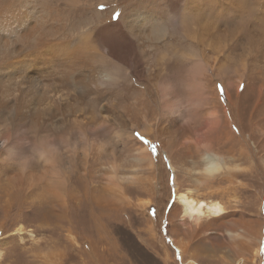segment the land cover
Instances as JSON below:
<instances>
[{"label":"rangeland","instance_id":"1","mask_svg":"<svg viewBox=\"0 0 264 264\" xmlns=\"http://www.w3.org/2000/svg\"><path fill=\"white\" fill-rule=\"evenodd\" d=\"M46 4L66 36L75 38L87 29L100 32L97 45L108 51V59L88 65L101 81L99 92L85 94L69 122L27 126L17 120L7 126L0 115L2 135L11 133L15 145L5 154L0 146V264H238L241 257L246 264H264V59L250 50L252 44L261 47L264 35L259 2ZM202 27L208 35L204 44L194 39ZM194 59L210 67L196 73ZM194 78L204 95L195 110L190 91ZM187 124L194 133L185 132L181 139ZM227 133L231 138L226 139ZM197 136L233 156L241 168L206 179L200 172ZM40 139L54 147L55 172L68 190L66 210L42 192L49 177H40L33 187L13 185L19 160H28L27 173H45L46 164L34 151ZM113 184L121 188L125 203L107 194ZM188 188L221 200L227 213L193 229L177 196ZM94 193L107 197L106 208L93 201ZM227 228L245 230V236L231 238ZM239 242L244 246L237 247ZM179 243L187 250L181 251Z\"/></svg>","mask_w":264,"mask_h":264},{"label":"bare ground","instance_id":"2","mask_svg":"<svg viewBox=\"0 0 264 264\" xmlns=\"http://www.w3.org/2000/svg\"><path fill=\"white\" fill-rule=\"evenodd\" d=\"M46 1L47 0H16L14 2L13 0H0V115L5 118L7 126H13L17 120L27 124V126H41L49 122L52 123L51 125H58L69 122L73 119V116H75L77 103L82 101V98L86 96L85 94L99 92L101 81L91 74L88 65L91 61L97 59L101 61L108 59V51L106 50L105 52L103 49L102 51V47L100 46V48L99 45H97L100 32L97 33L87 29L84 32L81 31L82 33H80L78 37L66 36L59 23L61 21L58 16L52 14L51 7H48ZM71 1L74 2L75 0ZM257 1L264 10V0ZM172 6L177 8L176 2H173ZM203 28L205 27L196 31L194 35V39L202 44L205 43V38L208 40L207 33V37L203 35L205 30ZM207 28L208 27H206V29ZM209 31L211 30L209 29ZM211 33L213 32L211 31ZM186 36L187 34H185V37ZM147 39L149 38L147 37ZM161 39L162 38H160V40ZM153 41L155 43V40H152V43ZM258 42L261 43L259 44L261 47L256 45L253 46L254 44H252L250 50H256L258 56L264 59V35L261 36ZM217 48L219 51L222 49L219 46ZM110 50L115 52L118 51V49L113 48H110ZM215 53L217 56V50ZM115 55H118V53H115ZM192 63L196 73L200 69H207L210 67L204 60L194 59ZM236 72L239 71L236 70ZM242 72L244 73V71ZM196 73L194 72L193 75L197 76ZM238 76L241 77L243 74L239 73ZM190 91L192 98L191 102L193 104L199 105L200 102H203L202 97L204 95L202 84L196 78L193 79ZM197 105L194 107V110L198 108ZM102 108L106 109L107 107L103 105ZM212 117H214V115ZM214 118L216 119V117ZM213 122L215 124V120H213ZM216 122L218 125V121ZM192 130L191 124L183 125L180 131L181 134L178 133L177 135L180 134L181 138V135L185 132H191L193 134L194 132H192ZM3 132L4 130L0 128V146H5V148H3L4 152L2 151L5 154V152L12 151L15 145L10 143L11 133L2 135ZM178 138H174L175 142L180 141H177ZM228 138H231L229 133H227L226 136V139ZM206 139L207 138L203 136H197V138H195V145L202 152L203 157V167L200 168V172L206 179L213 180L225 171L230 172L233 169L241 168L238 163L233 161L235 159L233 156L227 157L224 153L221 154L215 151L212 142ZM34 149L46 164L44 167V170H46L45 173L37 174L33 171L27 173V168L29 167L28 160L21 162L19 160L18 170H20V173H18L19 175L16 174L18 175H15L16 177L12 175L15 178L13 180L11 177L13 185L15 187H33V183H41L42 180H39L40 177H49L48 182L43 184L44 190L42 192L45 193V195L48 194L56 198V200L60 202L57 207L58 209L61 211L66 210V191L68 190L65 187V180L60 179V176L57 175L58 173L55 172L58 167H56L53 159L55 157L53 145L47 139H40L35 143ZM9 156L10 155L6 157L3 156L2 160L7 159ZM140 158L144 159L143 156ZM111 166L113 167L114 165ZM198 182L199 184H204V181ZM36 184H34V186H36ZM116 184H113L114 186L109 189V192L107 190V194L110 193L118 203H125L126 196L123 194L121 188L116 187ZM177 192H179L177 193L178 202L182 205L183 209V218L187 219V221L192 224L194 227L193 229L200 227L203 221L216 222L215 219L223 217L228 211L227 206L221 200L208 197L203 198V196L200 197L196 195L191 188ZM92 199L95 203H99L100 201L103 208H106L103 202L105 203L108 201L106 200L107 197H100V194L94 193ZM7 201H10V199H7ZM231 228L226 229V234L229 237L243 238V236H245L243 234L245 230L240 231L236 228V230H232ZM22 229L23 228H19L18 232H21ZM31 237H33V233H31ZM171 240L173 243L175 242L174 239ZM180 244L181 243L177 246L181 251L183 249L187 250L186 246L182 248ZM243 244V242H239L237 243V247L244 246ZM1 253L0 251V259L2 257ZM60 254L62 253L60 252ZM188 263L198 264L199 262L189 260ZM238 264L246 263L241 257V259L238 260Z\"/></svg>","mask_w":264,"mask_h":264}]
</instances>
